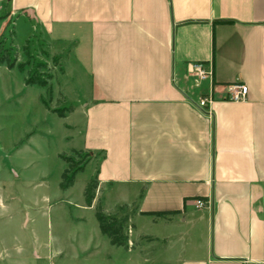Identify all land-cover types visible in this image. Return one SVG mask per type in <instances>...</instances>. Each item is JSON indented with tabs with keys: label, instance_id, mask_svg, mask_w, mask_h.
<instances>
[{
	"label": "crops",
	"instance_id": "obj_1",
	"mask_svg": "<svg viewBox=\"0 0 264 264\" xmlns=\"http://www.w3.org/2000/svg\"><path fill=\"white\" fill-rule=\"evenodd\" d=\"M8 12L77 60L98 187L134 193L124 205L164 224L173 263L264 264V0H9ZM190 64L212 72L199 87ZM236 84L246 100H231Z\"/></svg>",
	"mask_w": 264,
	"mask_h": 264
},
{
	"label": "rangeland",
	"instance_id": "obj_2",
	"mask_svg": "<svg viewBox=\"0 0 264 264\" xmlns=\"http://www.w3.org/2000/svg\"><path fill=\"white\" fill-rule=\"evenodd\" d=\"M8 1L0 0V38L12 59L28 65L23 72L0 66V264H175L176 254L159 237L166 235L164 224L134 217L135 204L124 205L134 200L133 192L98 187L93 207L86 205L85 190L97 181L101 160L82 151L86 76L65 49L12 21ZM29 73L48 81L49 88L26 86ZM61 156L91 159L65 191L61 184L69 165ZM97 205L106 216L128 220V249L102 235Z\"/></svg>",
	"mask_w": 264,
	"mask_h": 264
},
{
	"label": "trees",
	"instance_id": "obj_3",
	"mask_svg": "<svg viewBox=\"0 0 264 264\" xmlns=\"http://www.w3.org/2000/svg\"><path fill=\"white\" fill-rule=\"evenodd\" d=\"M5 40L4 38H0V66H6L9 70L18 69L23 72L28 65L18 64L16 58L12 59L10 55V49L4 46ZM25 85L29 87H39L43 89L49 88V83L46 80H41L39 78L36 79L35 76L30 73L25 79ZM58 113L61 118H65L66 114L64 111H55ZM76 156H81L82 151H74ZM90 158V154L85 155ZM61 158L66 161L69 165V168L65 171L63 175V182L61 184L62 190H68L74 185V181L76 175L79 172L84 170V165L89 161L88 160H80L77 161L72 157L61 156ZM99 183L94 181L89 183L85 190V200L86 205L88 207H93V203L96 199V191L98 190ZM96 209V218L99 223V228L103 236L107 237L110 244L119 248H129V232H128V220L118 219L117 217L106 216L103 213V210L100 205L95 207ZM178 214L177 212L171 213H142L143 216H154V217H163V216H173Z\"/></svg>",
	"mask_w": 264,
	"mask_h": 264
},
{
	"label": "built area",
	"instance_id": "obj_4",
	"mask_svg": "<svg viewBox=\"0 0 264 264\" xmlns=\"http://www.w3.org/2000/svg\"><path fill=\"white\" fill-rule=\"evenodd\" d=\"M188 72L193 76L195 85L197 87H199L202 82L206 81L208 77L212 75V72L208 71L203 64H190L188 66ZM231 93V100L244 101L246 100L248 94V87L243 84L233 85ZM211 103H213L212 97H202L199 101V107L206 109ZM193 204L197 209H202L205 207L203 200H195L193 201Z\"/></svg>",
	"mask_w": 264,
	"mask_h": 264
}]
</instances>
